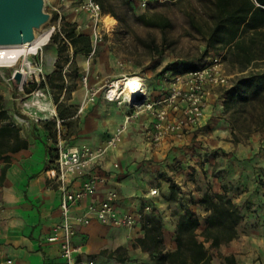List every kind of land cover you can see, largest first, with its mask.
I'll use <instances>...</instances> for the list:
<instances>
[{"label":"crops","instance_id":"obj_1","mask_svg":"<svg viewBox=\"0 0 264 264\" xmlns=\"http://www.w3.org/2000/svg\"><path fill=\"white\" fill-rule=\"evenodd\" d=\"M77 26L80 27V24ZM167 87L164 89L160 86L159 90L154 91L146 86L147 97L158 100L164 96ZM84 91L83 88L75 91L72 98L74 105H79ZM96 100V105L90 102L82 114L72 116L73 129L70 123L67 127L66 124L62 125L67 129V144L87 143L93 149L105 148L96 161V168L103 171L108 180L73 207L74 215L83 213L89 203L103 199L108 190H115L116 207L120 212L140 209L144 203L156 209L155 214L162 217L164 224V251L174 250L177 217L172 216L168 209L174 200L168 199L169 182L162 178L156 180V173L159 169L164 170L162 164L174 158L179 160L181 171L174 177L175 182L181 184V188L197 201L205 189L203 183H199L202 171L196 164L198 154L193 151L206 139L210 147L218 152L222 149L230 151L232 159L228 180L232 184H229L228 196L239 208L244 207L246 202L250 206V212L247 207L242 211L244 221H259L250 232H241L238 228L240 232L237 238L212 248L210 253L217 250L222 257L233 256L235 264H256L254 259L259 257L258 263L264 264V187L254 178L257 168L264 171V154H254L257 149L247 151L241 144L234 145L228 140L227 122L214 116L222 107L216 93L209 96L200 126L186 131L182 139L169 138L160 146H153L144 138L146 127L153 121L148 111L126 103L109 102L103 96L96 97ZM85 115L87 117L83 120L82 116ZM205 127L206 132L203 130ZM44 131L35 136L20 134L27 141L26 148L7 152L10 156L9 166L4 177L0 178V264H5L7 259H11L10 264L66 263L58 244L47 241L61 215L60 193L44 172L52 143L46 142ZM111 138H114V143L108 145ZM243 157L249 158L242 160ZM4 164L0 159V170ZM189 164L195 168L194 179L198 186L183 177L189 171ZM150 180H154L155 186H151ZM210 180L212 190L221 192L222 180L217 177ZM80 182L81 178H78L71 188L76 189ZM151 188L158 189V196H148ZM143 236L140 221L133 227H116L93 219L90 224L77 227L74 243L79 246V253L75 264H87L89 259L103 264H155L137 242ZM210 264H224V260L213 254Z\"/></svg>","mask_w":264,"mask_h":264},{"label":"rangeland","instance_id":"obj_2","mask_svg":"<svg viewBox=\"0 0 264 264\" xmlns=\"http://www.w3.org/2000/svg\"><path fill=\"white\" fill-rule=\"evenodd\" d=\"M54 1L55 3L53 0H46L45 8L51 13V19L39 30H36V36L51 29V37L63 18L68 22L80 24L76 31L88 33L91 36L94 50L88 55L77 54L73 57L70 45L65 49L59 38L54 41L49 39V43L41 47L39 53L30 57L32 67L39 71L29 74L21 84L14 78L15 70L19 64L14 67L0 66V109L5 111L6 115L0 121V125L11 122L22 135L35 136L45 130L46 142H55L57 137L56 121L60 119L56 111L57 106L60 110L66 111L64 114L66 113L67 117L62 125L66 124L67 127L70 123L73 129L72 116L78 113L82 114L84 108L88 107V103H90L87 102V87L98 89L96 97L100 98L103 96V86L108 79H115V82L127 77L140 78L139 76H141L148 89L157 91L160 86L165 89L168 85L164 77L166 68L172 66L179 70L189 65L200 66L209 57L223 56L224 50L219 47L206 48L203 37L194 28H191L189 14L202 13V6L198 0H154L145 9L139 8L132 0H103V17L99 24L97 38L93 34V25L89 15L73 9V6L80 0H70L69 8L61 5L58 0ZM141 14L145 15L146 19L152 18L165 23V26L161 28L146 25L139 18ZM105 16L114 18L115 23L111 28L105 25ZM58 47L63 50L58 52ZM223 69L229 77L228 85L230 87L235 78V71L224 59ZM84 77H86V83L83 80ZM118 77L121 78L116 79ZM140 80L144 87L143 80L141 78ZM121 86L119 88H122ZM81 88L85 89L84 96L77 106L73 104L72 98L75 91ZM227 88L228 86H217L213 89L221 104H223ZM111 93L114 95L115 92L111 90ZM97 101L95 98L93 103L96 105ZM39 105L46 109L53 107L55 114L47 116L45 114L47 111L39 108ZM219 110L214 113V116L223 118L227 122L229 130L227 138L230 142L234 145L241 144L247 151L253 148L257 149L254 154H264V127L254 131L246 130L252 119L256 120L259 115L264 114L257 104L255 110H250V114L239 113L232 116V112L223 111V106ZM82 117L85 120L87 116ZM230 120L233 121L235 134L239 140L235 143L232 141L230 133ZM203 130L206 132V127ZM63 131L65 137L67 129L63 128ZM202 142L204 143L202 144L200 140L201 144L195 146L196 149L193 151L198 154L196 164L202 171L199 183H203L205 190L213 192L210 179L217 177L222 180L221 185L225 183L229 187V184H232L228 180L230 159H232L229 156L230 151L222 149L221 152H218L216 148L210 147L208 140L205 139ZM197 149L202 151H197ZM247 158L249 157H243L242 160ZM164 160L160 162H164ZM179 162L174 158L171 162L162 164L164 170L159 169L156 173V180L162 178L174 182L176 198L168 205L169 211L172 216H176L178 219L187 207L192 208L199 217L201 223L199 231H201L205 225L207 212L196 203L191 194L188 195L181 188V184L175 182L174 177H177L181 171ZM183 175L186 181H192L195 186H198L194 179L195 168L192 164H189V171ZM254 178L264 187V171L262 169L255 170ZM249 179L252 180L250 176ZM150 182L151 186H155L154 180H150ZM244 207H247V211L250 212L247 202ZM244 207L241 208L243 212ZM145 213L155 215L160 219L163 237L162 217L151 211ZM258 222L254 219L246 222L243 215V220L238 228L242 230L241 232H250L255 229ZM199 238L202 239V237ZM211 254H216L224 260L221 252L217 250ZM259 261V257L254 259L256 264ZM224 264L230 263L224 260Z\"/></svg>","mask_w":264,"mask_h":264},{"label":"trees","instance_id":"obj_3","mask_svg":"<svg viewBox=\"0 0 264 264\" xmlns=\"http://www.w3.org/2000/svg\"><path fill=\"white\" fill-rule=\"evenodd\" d=\"M97 1L101 9L103 0ZM134 1V0H132ZM202 13H190L189 23L205 40L206 48L224 50L223 59L234 69L235 78L230 87L225 90L223 111L250 114L256 109V104L264 112V0H198ZM140 20L149 26L163 28L165 23L156 19H146L139 15ZM77 24L61 19L60 26L51 35L52 41L59 38L66 49L72 47L73 57L77 54L88 55L94 50L91 36L88 33H78ZM62 48L58 47V52ZM189 65L183 69L194 68ZM165 71L176 72L177 67L170 66ZM164 71V72H165ZM1 99V96H0ZM57 114L65 120L66 112L57 106ZM6 117L0 109V121ZM235 118V117H234ZM232 141L238 142L235 126L230 120ZM247 131L264 127V114L252 119L247 125ZM27 141L22 138L19 129L11 122L0 125V159L5 164L0 170V178L9 166L10 156L7 152H16L26 148ZM169 200H175V185L170 179ZM222 192L205 190L196 201L207 212L205 225L201 231L199 217L187 207L179 215L176 223L174 242L176 248L164 251L161 221L152 214L143 213L140 219L144 236L137 239L140 247L147 251L156 264H210L212 255L210 248H216L238 237V226L243 220V213L228 196L227 184H222ZM152 206V205H151ZM155 208L151 212L155 214ZM202 237V239H199ZM208 243V246H206ZM230 264H235L233 256L223 257Z\"/></svg>","mask_w":264,"mask_h":264},{"label":"built area","instance_id":"obj_4","mask_svg":"<svg viewBox=\"0 0 264 264\" xmlns=\"http://www.w3.org/2000/svg\"><path fill=\"white\" fill-rule=\"evenodd\" d=\"M58 1L65 7L71 6L70 0ZM153 1L134 0L141 9H145ZM73 9L89 15L93 34L97 38L99 24L103 17L100 4L95 0H80ZM139 77L143 80L144 87L133 97H125L122 88L115 90L117 94L113 95L111 90L116 88L115 79L106 81L103 86V97L109 102L126 103L139 110L148 111L153 121L146 127L144 138L153 146H160L169 138L182 139L186 131L200 126L209 103V96L214 93L213 89L217 86L229 87V77L223 69L222 55L209 57L202 65L194 68L179 69L176 72L165 71L164 77L168 87L164 96L158 100H150L147 97L145 80ZM83 80L86 83V77ZM87 92V102L95 101L98 89L87 87ZM137 95H144L145 99L137 103ZM62 122L61 119L56 121L57 137L55 142L50 144L51 153L44 170L47 179L57 186L60 193L61 215L60 220L48 235L47 241L58 244L65 258V264H75L79 246L74 243V236L79 225H88L95 219L103 225L133 227L138 224L143 213L151 211L152 206L144 203L140 209L120 212L116 207L117 192L108 190L103 199L89 203L83 213L74 215L73 207L91 195L98 186L106 184L108 180L107 175L96 168V161L105 148L93 149L87 143L67 144ZM113 143L114 138H111L108 145ZM78 178H81L79 186L72 189V183ZM158 193L157 188H151L148 196H156ZM10 263L11 259L5 261V264ZM87 264L103 263L89 259Z\"/></svg>","mask_w":264,"mask_h":264},{"label":"water","instance_id":"obj_5","mask_svg":"<svg viewBox=\"0 0 264 264\" xmlns=\"http://www.w3.org/2000/svg\"><path fill=\"white\" fill-rule=\"evenodd\" d=\"M46 0H0V46H13L32 43L35 32L51 19L46 11ZM19 81L21 73L15 71ZM141 103L144 95H137Z\"/></svg>","mask_w":264,"mask_h":264},{"label":"bare ground","instance_id":"obj_6","mask_svg":"<svg viewBox=\"0 0 264 264\" xmlns=\"http://www.w3.org/2000/svg\"><path fill=\"white\" fill-rule=\"evenodd\" d=\"M104 23L106 26L111 28L115 20L111 16H105ZM37 31L35 32V40L32 43H26L23 45H13V46H0V66L3 67H14L19 64L18 68L15 71H19L21 73V78L18 83L21 84L25 78L31 74L39 71V69H35L31 65L30 57L39 53V49L49 43L51 29L44 31L42 34L36 36ZM115 89L114 95L117 94V89H119L120 85H122V92L125 97H133L136 93L140 92L143 88V83L140 78L131 77V78H123L114 82ZM42 110H46L48 115H54L55 109L52 107L51 109H46L44 107H40Z\"/></svg>","mask_w":264,"mask_h":264}]
</instances>
